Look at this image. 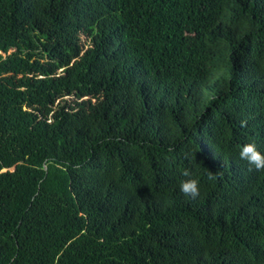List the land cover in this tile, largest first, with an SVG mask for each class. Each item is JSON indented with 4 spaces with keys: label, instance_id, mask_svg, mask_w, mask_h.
Listing matches in <instances>:
<instances>
[{
    "label": "trees",
    "instance_id": "16d2710c",
    "mask_svg": "<svg viewBox=\"0 0 264 264\" xmlns=\"http://www.w3.org/2000/svg\"><path fill=\"white\" fill-rule=\"evenodd\" d=\"M248 141L264 0H0V264H264Z\"/></svg>",
    "mask_w": 264,
    "mask_h": 264
},
{
    "label": "clouds",
    "instance_id": "9594fccd",
    "mask_svg": "<svg viewBox=\"0 0 264 264\" xmlns=\"http://www.w3.org/2000/svg\"><path fill=\"white\" fill-rule=\"evenodd\" d=\"M238 157L245 161L250 168L264 170V151H261L255 141H248L239 146ZM186 179L180 182V191L190 197L199 195V181L191 176L189 171L184 172Z\"/></svg>",
    "mask_w": 264,
    "mask_h": 264
}]
</instances>
